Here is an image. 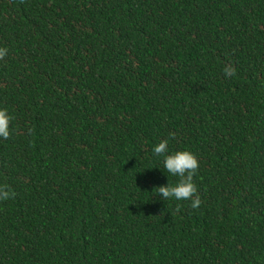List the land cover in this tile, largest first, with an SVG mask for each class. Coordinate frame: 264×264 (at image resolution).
I'll return each instance as SVG.
<instances>
[{
  "label": "trees",
  "instance_id": "obj_1",
  "mask_svg": "<svg viewBox=\"0 0 264 264\" xmlns=\"http://www.w3.org/2000/svg\"><path fill=\"white\" fill-rule=\"evenodd\" d=\"M0 47V264H264V0H0Z\"/></svg>",
  "mask_w": 264,
  "mask_h": 264
},
{
  "label": "clouds",
  "instance_id": "obj_2",
  "mask_svg": "<svg viewBox=\"0 0 264 264\" xmlns=\"http://www.w3.org/2000/svg\"><path fill=\"white\" fill-rule=\"evenodd\" d=\"M8 53V49L0 47V60H4ZM225 76L231 78L235 76L236 68L230 63L226 64L222 69ZM13 117L8 113L7 109H0V138L8 139L10 136V123ZM169 141L163 139L154 147L153 151L159 156H163V167L172 176L178 177L175 185L167 184L166 186L156 187L158 193L163 200L174 198L175 200H190L191 207L197 209L200 207L202 200L198 192L197 184L194 177L197 175L200 162L197 156L189 150L175 151L169 154ZM15 192L11 190L7 184H0V201H7L15 197ZM177 205L176 211H179Z\"/></svg>",
  "mask_w": 264,
  "mask_h": 264
}]
</instances>
